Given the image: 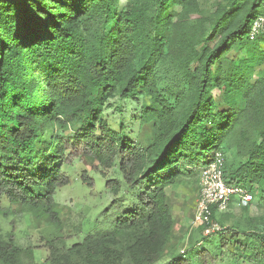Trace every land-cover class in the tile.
I'll list each match as a JSON object with an SVG mask.
<instances>
[{
  "label": "trees",
  "instance_id": "obj_1",
  "mask_svg": "<svg viewBox=\"0 0 264 264\" xmlns=\"http://www.w3.org/2000/svg\"><path fill=\"white\" fill-rule=\"evenodd\" d=\"M198 9V0H0V195L62 228L54 196L70 158L118 164L130 189L128 205L111 201L106 232L63 249L49 243L50 264L158 262L174 223L165 186L199 173L210 151L234 149L242 160L224 176L264 192V74L254 78L249 65L264 58V35L248 37L264 0L247 9L229 2L208 34L191 20ZM242 47L249 58L228 56ZM162 67L169 78L160 89ZM139 96L149 98L141 108L152 127L143 144L103 115L109 99ZM105 186L121 190L114 179ZM229 232L218 234L220 250L233 241L236 259L264 264V232ZM213 255L203 248L167 264H208ZM0 264H36L33 249L0 236Z\"/></svg>",
  "mask_w": 264,
  "mask_h": 264
},
{
  "label": "rangeland",
  "instance_id": "obj_2",
  "mask_svg": "<svg viewBox=\"0 0 264 264\" xmlns=\"http://www.w3.org/2000/svg\"><path fill=\"white\" fill-rule=\"evenodd\" d=\"M232 1L198 0L199 9L190 16L191 20L197 22L203 31L207 30L206 34H208L216 14L223 7H228L229 2ZM237 3H240L243 9H247L251 5V0H237ZM218 39L219 35L216 34L209 46L214 45ZM258 49L264 51V43L258 44ZM228 56L235 60L241 57L249 58L250 54L247 48L242 47L230 51ZM249 65L253 68L254 78L264 74V58L256 57L249 62ZM166 69L162 67L159 71L158 86L160 89L168 85L169 75L168 69ZM212 95L214 103L217 106H222L223 99L220 93L214 91ZM169 100L172 104L175 103L173 99ZM144 101L149 102V98L147 96L132 99L114 97L109 99L103 108V115L115 130H122L124 137L143 144L147 142L152 132L150 122L142 117L141 105ZM225 152V167L230 171L238 166L242 158L237 156L234 149ZM210 157L211 151L205 155L203 161ZM69 160L61 168L68 177V183L59 187L54 196L59 216L62 219V228L49 223L40 214L29 212L19 204L0 195V236L7 238L11 233L17 246L32 247L36 264H50L47 257L49 254L48 244L51 242L63 249L70 247L88 233L106 232L109 228V220L115 211V207L111 206L113 199L118 197L119 202L123 205L129 204L125 195L129 193L130 189L124 184L118 164L114 167H106L97 160L90 161L84 157L70 158ZM198 174L197 169L193 172L179 173L173 182L165 186L174 223L163 256L155 264H167L177 255H191L192 257L193 252L203 248L214 254L213 262L208 264H254L233 256L235 252L233 241L228 244L226 249L221 250L218 242L221 235L229 238L231 229L264 232V192H253V199L246 207L231 204L226 211L216 213V221L228 232L207 237L202 234L200 228L191 226L199 193ZM82 175L87 177L91 184H87L82 179ZM108 179L120 182L121 190L117 195L106 188L105 181ZM197 241H201V243L195 246ZM72 258L78 259L77 256H72ZM123 264H126L125 260Z\"/></svg>",
  "mask_w": 264,
  "mask_h": 264
},
{
  "label": "built area",
  "instance_id": "obj_3",
  "mask_svg": "<svg viewBox=\"0 0 264 264\" xmlns=\"http://www.w3.org/2000/svg\"><path fill=\"white\" fill-rule=\"evenodd\" d=\"M264 35V13H257L251 22L248 37L254 40ZM225 157L222 151L211 152L210 159L198 167L199 193L196 200L191 226L200 228L207 237L225 233L226 229L216 220H212V213H222L231 204L243 207L252 201V193L239 183H231L224 176ZM197 241L195 246L200 244Z\"/></svg>",
  "mask_w": 264,
  "mask_h": 264
}]
</instances>
